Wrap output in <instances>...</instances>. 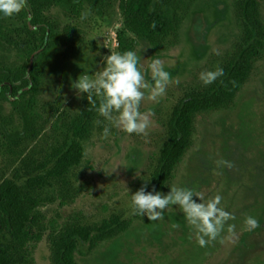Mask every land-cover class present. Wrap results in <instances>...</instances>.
<instances>
[{"label":"trees","instance_id":"obj_1","mask_svg":"<svg viewBox=\"0 0 264 264\" xmlns=\"http://www.w3.org/2000/svg\"><path fill=\"white\" fill-rule=\"evenodd\" d=\"M263 4L233 0L238 33L219 62L223 75L185 92L169 111L146 190L169 191L194 145L200 115L237 106L239 94L264 59ZM190 6L189 0H29L14 17H0V264H34L33 248L44 238L50 264H80L76 255L81 246L92 253L131 227V220L122 215L91 221L73 213L58 224L41 211L57 201L72 204L80 196L73 178L83 163L85 144L103 127L96 124L103 118L83 96L77 104H65L63 97L46 100L42 91L55 67L84 71L96 61L88 39L90 22L107 29L118 13L115 51H135L145 42L156 54H164L179 45ZM54 9L62 18L51 14ZM244 105L240 123L231 128L239 141L248 102Z\"/></svg>","mask_w":264,"mask_h":264},{"label":"rangeland","instance_id":"obj_2","mask_svg":"<svg viewBox=\"0 0 264 264\" xmlns=\"http://www.w3.org/2000/svg\"><path fill=\"white\" fill-rule=\"evenodd\" d=\"M189 1L190 15L182 27L179 45L156 54L149 44L141 42L135 50L142 70L147 72L151 60L159 59L170 74L164 93L155 99L147 98L146 93L140 104V111L149 120L145 132L136 135L112 129L107 138L95 132L85 144L83 163L73 178L80 196L69 205L61 206L57 201L41 207L47 218L58 224L73 213H81L91 221L113 214L131 220L126 233L101 244L92 253L81 246L76 255L80 264H264V59L256 65L234 109L198 117L194 145L172 184L189 187L204 200L217 194L222 197L220 206L234 219L225 224L217 239L198 246L182 211L175 206L165 209L160 221H148L130 212L129 195L148 178L164 139V121L169 111L185 92L204 85L198 79L199 73L214 70L237 37L233 0ZM51 14L62 18L58 9ZM120 21L115 13L107 29L87 24L88 39L94 47L92 55L96 57L94 70L102 55L115 51ZM50 77L45 97L55 100V83L59 79ZM60 83L59 94L64 102L77 104L82 96H76L69 82ZM247 102L248 110L241 114L246 124L239 130V141L232 136L236 131L231 128L240 123V113ZM220 160L229 161L232 167L218 166ZM193 199L200 202L197 197ZM245 216L254 217L260 227L248 230L243 223ZM229 224L235 226L231 232ZM49 255V243L44 238L33 248L34 264H50Z\"/></svg>","mask_w":264,"mask_h":264},{"label":"clouds","instance_id":"obj_3","mask_svg":"<svg viewBox=\"0 0 264 264\" xmlns=\"http://www.w3.org/2000/svg\"><path fill=\"white\" fill-rule=\"evenodd\" d=\"M28 6L29 0H0V17L12 18ZM85 18L86 14L81 16L82 20ZM90 67L75 80H70L69 87L75 90L78 98L83 96L92 110L103 118L102 121H96L97 125H103L101 137L107 138L112 129L127 134H143L149 126V120L148 115L140 111V104L146 98V93L147 98L151 99L162 95L170 80V74L164 69L161 60H151L145 72L139 67V57L135 51H110V54L101 56L98 69L91 74ZM222 75L223 69L217 66L214 70L200 72L198 79L207 86ZM217 165L232 167L225 160L217 161ZM144 181L143 186L129 195L131 214L146 217L148 221H160L165 209L178 207L200 247L217 239L225 224L234 219L230 212L220 206L222 197L219 194L204 200L193 189L176 186H169L165 194L155 188L146 190L149 180ZM193 197H197L200 202H196ZM243 223L248 230L260 227L252 216H245ZM234 227L229 224L228 231H233Z\"/></svg>","mask_w":264,"mask_h":264},{"label":"flooded vegetation","instance_id":"obj_4","mask_svg":"<svg viewBox=\"0 0 264 264\" xmlns=\"http://www.w3.org/2000/svg\"><path fill=\"white\" fill-rule=\"evenodd\" d=\"M116 47H117V41H116V34H115V49L114 50H116ZM108 54H110L109 52H108ZM91 65V67H90V69H89V74H91V72L94 70V63H91L90 64ZM65 68V69H64ZM89 68V67H88ZM85 71H87V70H85ZM83 72V70H80V69H76V68H69V69H67V67H55V69L53 70V76H57V78L59 79V81H57L56 83H55V86H56V91H58V95H57V97H56V99L55 100H49V101H53V102H57L61 97H62V95H60L59 93H60V91H61V83H60V81L61 80H63V81H65V82H69L70 83V80H75V78L79 75V74H81ZM12 91H13V88H12V86H11V92H9L7 95L8 96H12ZM41 96H43L45 99H46V97H45V87L43 88V91H42V95ZM64 99V98H63ZM46 100H48V99H46ZM64 101V100H63ZM63 103H65V102H63ZM79 103V102H78ZM65 104H70V103H65ZM47 131H48V129H47Z\"/></svg>","mask_w":264,"mask_h":264},{"label":"water","instance_id":"obj_5","mask_svg":"<svg viewBox=\"0 0 264 264\" xmlns=\"http://www.w3.org/2000/svg\"><path fill=\"white\" fill-rule=\"evenodd\" d=\"M33 29H35V27Z\"/></svg>","mask_w":264,"mask_h":264}]
</instances>
